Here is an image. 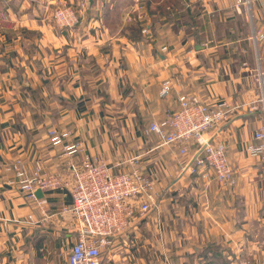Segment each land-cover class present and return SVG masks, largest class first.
<instances>
[{"label": "crops", "instance_id": "0c3cea01", "mask_svg": "<svg viewBox=\"0 0 264 264\" xmlns=\"http://www.w3.org/2000/svg\"><path fill=\"white\" fill-rule=\"evenodd\" d=\"M55 1L0 0V264H67L75 240L73 217L63 211L70 195L37 193L48 200L46 218L5 170L17 160L28 172L40 166L65 175L80 166V153L64 157L52 145V129L69 132L65 144L82 143L114 172L139 159L162 193L159 209L117 237L102 264H263L264 162L247 152L263 118L251 111L260 91L247 8L238 0H154L147 12L142 0H86L84 22L71 30L43 14V3ZM253 1L252 27L261 28L264 0ZM139 4L145 37L127 30L126 15ZM168 79L173 95L163 101ZM182 94L236 110L215 132L235 186L184 172L191 156L147 133Z\"/></svg>", "mask_w": 264, "mask_h": 264}, {"label": "built area", "instance_id": "2783aa9c", "mask_svg": "<svg viewBox=\"0 0 264 264\" xmlns=\"http://www.w3.org/2000/svg\"><path fill=\"white\" fill-rule=\"evenodd\" d=\"M252 3L253 0H238L236 6L238 9L246 7L253 22ZM86 6V0L77 6L58 0L43 3L42 12L57 28L75 30L84 22ZM143 19L140 4L126 15L128 24ZM142 32L147 35L149 29L145 27ZM251 40L257 51L253 72L260 91V98L251 111L261 112L263 124L252 134L247 152L252 159L264 162V25L261 28L253 25ZM167 49L163 47L162 51ZM172 95L173 80H165L160 99L168 101ZM235 114L236 110L226 102L209 105L193 95L182 94L177 97L176 108L168 111L162 121L151 123L147 133H154L165 145L178 147L182 156H191L184 172L195 175L202 170V177L207 182L235 186L236 173L228 158L227 145L218 141L215 135L218 128L231 122ZM69 136V132L49 131L52 145L62 146V156L81 154V165L70 164L69 174L47 171L40 166L28 172L20 160L6 166L5 170L13 174L11 185H15L27 200L35 201L46 218L50 212L49 203L45 198H38V191L68 193L72 204L63 211L73 217L75 240L67 264H102L104 253L117 237L136 229L151 212L159 209L162 193L157 190L155 181L145 175L139 159L127 161L126 169L114 172L104 159L90 155L82 143L65 144ZM237 264L252 263L239 261Z\"/></svg>", "mask_w": 264, "mask_h": 264}, {"label": "trees", "instance_id": "16d2710c", "mask_svg": "<svg viewBox=\"0 0 264 264\" xmlns=\"http://www.w3.org/2000/svg\"><path fill=\"white\" fill-rule=\"evenodd\" d=\"M154 0H142V2L144 3V5L146 6V10L147 12L149 11V5L153 2ZM161 10V8H156V11ZM132 26V27H131ZM145 28V23L143 21H139V22H134L130 25V28H128L127 30L131 33H134L133 36L136 37L137 36H144L142 35V31ZM145 37V36H144ZM141 38V37H140Z\"/></svg>", "mask_w": 264, "mask_h": 264}, {"label": "rangeland", "instance_id": "374dc122", "mask_svg": "<svg viewBox=\"0 0 264 264\" xmlns=\"http://www.w3.org/2000/svg\"><path fill=\"white\" fill-rule=\"evenodd\" d=\"M246 11H247L248 14H249V10L246 9ZM249 16H250V14L247 15V21L249 22V27H247V29H250V31H249V34H250V35H249V36H251V32H252L251 30H252L253 27H252V21L250 20V17H249ZM247 32H248V31H247Z\"/></svg>", "mask_w": 264, "mask_h": 264}, {"label": "water", "instance_id": "95a60500", "mask_svg": "<svg viewBox=\"0 0 264 264\" xmlns=\"http://www.w3.org/2000/svg\"><path fill=\"white\" fill-rule=\"evenodd\" d=\"M91 3H93V0H90ZM41 192V191H38V193Z\"/></svg>", "mask_w": 264, "mask_h": 264}]
</instances>
